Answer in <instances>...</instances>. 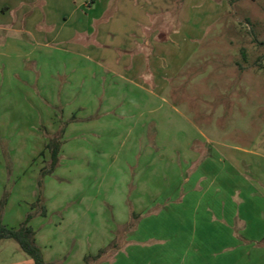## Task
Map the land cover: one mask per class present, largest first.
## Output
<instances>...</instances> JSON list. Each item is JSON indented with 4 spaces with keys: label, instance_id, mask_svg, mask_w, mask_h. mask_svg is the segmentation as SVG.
Listing matches in <instances>:
<instances>
[{
    "label": "rangeland",
    "instance_id": "374dc122",
    "mask_svg": "<svg viewBox=\"0 0 264 264\" xmlns=\"http://www.w3.org/2000/svg\"><path fill=\"white\" fill-rule=\"evenodd\" d=\"M212 1L221 13H211L208 29L199 20L202 0H193L196 11L183 18L179 46L183 56L193 53L163 99L148 106L157 116L143 119L146 137L137 127L129 132L116 110L93 113L87 104L80 111L75 102L64 104L56 84L36 89L33 60L51 77L47 71L69 59L59 50L30 54L22 35H8L18 38V49L7 58L0 47L1 218L17 229L31 216L47 263L206 264L229 243L224 229H206V142L264 152V0ZM62 128L59 164L46 173L47 145ZM255 256L240 264H264ZM0 264L34 262L9 239L0 240Z\"/></svg>",
    "mask_w": 264,
    "mask_h": 264
},
{
    "label": "crops",
    "instance_id": "0c3cea01",
    "mask_svg": "<svg viewBox=\"0 0 264 264\" xmlns=\"http://www.w3.org/2000/svg\"><path fill=\"white\" fill-rule=\"evenodd\" d=\"M202 2L201 11L205 12L199 20H206L203 26L208 29L213 14L217 17L221 13V6L212 0ZM191 3L193 0H0V47L4 46L3 57L7 58L18 49L14 44L18 38L9 39L8 35H22L30 41L26 46L30 54L35 55L39 48L59 50L69 59L47 71L51 77L46 74L44 78L46 65L33 60V72L41 77L32 81L39 86L36 89L48 90L49 83L56 84L64 104L75 102L80 111L87 104L93 113L98 107L108 114L116 110L123 122L129 121V132L137 127L139 136L146 137L148 124H142L143 119L146 123L148 114L157 116L148 106L163 99L193 53L183 56L178 42L185 27L183 18L196 11ZM51 5L53 10H49ZM45 8L44 15L40 14ZM191 40L187 43L192 49ZM83 93L88 102L80 99ZM148 122L156 123L153 134L161 137L157 118ZM208 142L212 141L206 142L209 156L203 164L206 229L217 226L230 238L220 246L218 260L206 264H240L252 254H259L257 258L263 262L264 152L211 148ZM212 216L218 221L212 222Z\"/></svg>",
    "mask_w": 264,
    "mask_h": 264
},
{
    "label": "trees",
    "instance_id": "16d2710c",
    "mask_svg": "<svg viewBox=\"0 0 264 264\" xmlns=\"http://www.w3.org/2000/svg\"><path fill=\"white\" fill-rule=\"evenodd\" d=\"M68 124H65L66 128ZM64 128L60 129L59 133L53 135L51 142L47 145V148L51 152V170L46 173H51L59 164V156L62 146V137L64 133ZM59 134V135H58ZM38 201L41 202V195L38 197ZM44 208L42 210V215L45 216ZM134 218H137L134 216ZM31 216H28L22 225L17 229H12L3 224L1 218V208H0V240H14L18 243L20 248L33 260L34 264H50L44 259L41 248L36 242V234L32 226L30 225ZM116 248V246H115ZM86 264H92L95 261L89 258L85 259Z\"/></svg>",
    "mask_w": 264,
    "mask_h": 264
},
{
    "label": "built area",
    "instance_id": "2783aa9c",
    "mask_svg": "<svg viewBox=\"0 0 264 264\" xmlns=\"http://www.w3.org/2000/svg\"><path fill=\"white\" fill-rule=\"evenodd\" d=\"M93 0H87L88 3H91Z\"/></svg>",
    "mask_w": 264,
    "mask_h": 264
}]
</instances>
